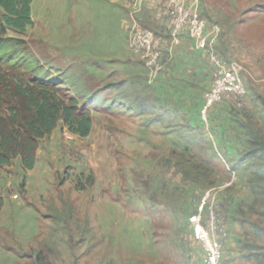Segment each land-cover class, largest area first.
<instances>
[{
    "label": "rangeland",
    "instance_id": "1",
    "mask_svg": "<svg viewBox=\"0 0 264 264\" xmlns=\"http://www.w3.org/2000/svg\"><path fill=\"white\" fill-rule=\"evenodd\" d=\"M116 1L33 0L31 26L0 32V55L17 63L10 68L7 58L0 59V115L6 114L1 92L24 76L54 82L92 120L86 137L59 120L39 141L33 169L24 170L19 157L0 166V264H203L187 217L208 190L219 204L212 188L225 183L245 197L234 212L238 228H228L220 264H264L263 182H253L242 169L233 182L223 166L207 165L217 183L194 172L201 167L188 165H182V183L161 181L160 167L145 165L142 133L131 129L129 135L130 119L117 113L113 87L102 90L112 80L113 58L126 46ZM139 1L133 0L134 10ZM185 2L208 27H217L215 49L239 64L247 145L251 149L250 142L258 141L264 152V0ZM2 14L0 7V25ZM138 24L166 33L155 19ZM263 152L249 164L264 163Z\"/></svg>",
    "mask_w": 264,
    "mask_h": 264
},
{
    "label": "crops",
    "instance_id": "2",
    "mask_svg": "<svg viewBox=\"0 0 264 264\" xmlns=\"http://www.w3.org/2000/svg\"><path fill=\"white\" fill-rule=\"evenodd\" d=\"M162 1L141 0L137 10L132 7L133 0L116 1L118 30L126 34V46L124 53L118 51L119 55L113 58L108 76L112 80L105 82L102 90L109 85L113 87V95L117 98L113 102L118 100L117 113L130 119L129 135L133 134L131 129L134 133H142L140 140L145 146V165L157 164L161 181L182 183V165H188L201 167L194 172L202 178L210 175L211 180L217 183L218 175L207 165L223 166L228 172V180L237 182V170L251 174L244 166L247 160H243L249 148L242 126L241 108L224 98L210 109L208 124L200 119L204 93L210 87L214 74V65L208 59L207 51L197 49L190 37H173L165 30L166 33H158L163 39L162 68L152 73L145 61L129 48L133 23L155 19L159 24L158 8ZM217 34L211 35L214 48ZM103 101L101 105L108 102ZM212 189L216 191L219 215L226 219L229 229L238 228L234 212L245 196L232 194L227 183ZM192 208H195L194 204ZM228 235L231 237L230 232Z\"/></svg>",
    "mask_w": 264,
    "mask_h": 264
},
{
    "label": "trees",
    "instance_id": "3",
    "mask_svg": "<svg viewBox=\"0 0 264 264\" xmlns=\"http://www.w3.org/2000/svg\"><path fill=\"white\" fill-rule=\"evenodd\" d=\"M31 3L32 0H0L3 10L0 32L7 28L24 32L31 26ZM4 57L10 61V68L17 67L14 60L0 55V59ZM28 78L17 76L9 83L10 88L1 92L6 95V114L0 115V166L9 165L19 157L24 170L33 169L39 141L55 129L59 120L71 133L81 137L88 136L92 128L89 111L79 105L74 96L62 95L59 87L48 79ZM250 144L251 149L243 156V160H247L244 166L253 175V182L262 181L264 184V163L258 166L249 164V159L262 156L263 149L258 141L253 140ZM262 196L264 203V187ZM3 205L4 198L0 195V211Z\"/></svg>",
    "mask_w": 264,
    "mask_h": 264
},
{
    "label": "built area",
    "instance_id": "4",
    "mask_svg": "<svg viewBox=\"0 0 264 264\" xmlns=\"http://www.w3.org/2000/svg\"><path fill=\"white\" fill-rule=\"evenodd\" d=\"M158 17L170 35L188 36L193 39L197 49L206 50L208 59L214 65L212 82L204 93V102L200 109L201 121L207 123L210 109L224 98L242 108L246 90L239 77V64L227 62L213 47L211 35L216 33L217 27H208L195 8L185 0H163L158 8ZM162 45L161 35L133 23L129 33V48L134 55L145 61L152 73L162 68ZM13 198L17 196L13 195ZM187 226L203 251V264H220L228 236V225L226 219L219 215V206L210 190L201 196L195 212L187 217Z\"/></svg>",
    "mask_w": 264,
    "mask_h": 264
},
{
    "label": "clouds",
    "instance_id": "5",
    "mask_svg": "<svg viewBox=\"0 0 264 264\" xmlns=\"http://www.w3.org/2000/svg\"><path fill=\"white\" fill-rule=\"evenodd\" d=\"M161 24V23H160ZM151 30V29H150ZM164 30H166L165 28H164ZM153 31V30H152ZM167 31V30H166ZM155 32V31H154ZM156 33V32H155ZM167 33H168V31H167ZM156 34H158V33H156ZM128 42H129V39H128Z\"/></svg>",
    "mask_w": 264,
    "mask_h": 264
}]
</instances>
